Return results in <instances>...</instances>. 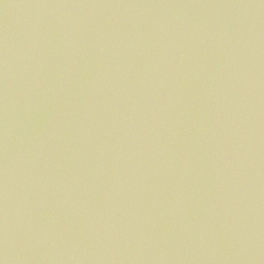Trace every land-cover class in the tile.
<instances>
[{"label":"water","instance_id":"95a60500","mask_svg":"<svg viewBox=\"0 0 264 264\" xmlns=\"http://www.w3.org/2000/svg\"><path fill=\"white\" fill-rule=\"evenodd\" d=\"M0 264H264V0H0Z\"/></svg>","mask_w":264,"mask_h":264}]
</instances>
